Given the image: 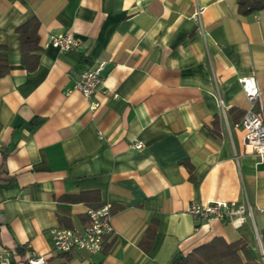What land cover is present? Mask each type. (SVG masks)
I'll return each instance as SVG.
<instances>
[{"label":"crops","instance_id":"1","mask_svg":"<svg viewBox=\"0 0 264 264\" xmlns=\"http://www.w3.org/2000/svg\"><path fill=\"white\" fill-rule=\"evenodd\" d=\"M32 17L42 51L29 71L16 30ZM64 32L81 46H52L51 35ZM0 45L10 67L0 78L1 264H28L31 250L48 264H170L215 237L245 239L264 264V158L245 143L250 102L239 82L255 75L264 97V8L240 13L238 0H0ZM100 61L102 80L88 98L75 83ZM193 201H235L245 212L202 220L189 210ZM104 204L111 249H54L53 228L85 227L88 210ZM155 222L145 251L140 242Z\"/></svg>","mask_w":264,"mask_h":264},{"label":"built area","instance_id":"2","mask_svg":"<svg viewBox=\"0 0 264 264\" xmlns=\"http://www.w3.org/2000/svg\"><path fill=\"white\" fill-rule=\"evenodd\" d=\"M50 44L60 51H69L81 46L82 41L73 32L53 34L50 37ZM106 61H100L95 67L82 71L80 78L75 83V88L81 91L86 97L92 98L95 87L102 80V70ZM246 96L249 99L250 107L244 114L241 124L245 129V143L261 159L264 158V103L263 91L258 84L255 75L240 77ZM221 107H224L223 100L218 97ZM259 109L256 110V106ZM98 106L97 102H92L91 108ZM142 141L133 143L135 148L143 147ZM190 212L197 218L208 220L212 218H232L237 213L245 212L235 201H211L201 203L193 201L189 208ZM90 223L85 227L61 228L56 227L51 230L53 235L54 249L58 253L69 254L75 251H85L88 253L99 252L103 249L105 242L114 234L112 226V209L109 204H104L98 208L88 210ZM259 242L264 253L261 238ZM27 257L28 264H48L45 255L38 254L34 250L29 251ZM0 254V259H1ZM1 264V261H0Z\"/></svg>","mask_w":264,"mask_h":264},{"label":"trees","instance_id":"3","mask_svg":"<svg viewBox=\"0 0 264 264\" xmlns=\"http://www.w3.org/2000/svg\"><path fill=\"white\" fill-rule=\"evenodd\" d=\"M264 8V0H238V10L240 13L250 14ZM39 20L32 17L17 28V33L20 36V48L22 53V63L29 71L35 70L38 66L42 47L39 43ZM8 56L4 46L0 45V78L9 71ZM3 156V160L5 159ZM1 160V161H3ZM188 164V163H187ZM3 162L0 163V175L5 172ZM188 168L193 172V168L188 164ZM1 179V177H0ZM100 207V206H99ZM98 208V207H96ZM156 233V222L147 230L145 238L140 242L142 248L148 251L153 243ZM261 239L264 245V228L261 230ZM114 245V240L104 244L103 249L108 251ZM243 252L244 259L240 255ZM66 259V261H68ZM63 264H66L63 263ZM170 264H260L247 249V242L240 238L234 242H227L222 237H215L208 243L196 247L187 255H182L177 252Z\"/></svg>","mask_w":264,"mask_h":264}]
</instances>
